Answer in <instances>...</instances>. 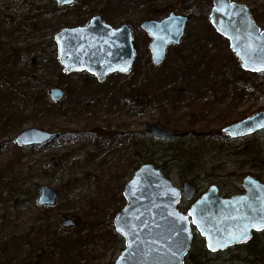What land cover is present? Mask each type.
<instances>
[{
    "label": "rangeland",
    "instance_id": "obj_1",
    "mask_svg": "<svg viewBox=\"0 0 264 264\" xmlns=\"http://www.w3.org/2000/svg\"><path fill=\"white\" fill-rule=\"evenodd\" d=\"M233 1L246 5L257 27L264 31V0ZM53 3L56 4L54 0H0V28L4 27L6 31V35H0V71H4L0 80L1 95L4 96L7 83L14 81L15 87L23 84L19 78L18 81L15 77L10 78L9 73L15 68L29 69L27 65L36 42L40 44L37 49L42 56L52 55L47 48L49 31H33L32 26L28 27L29 18L38 15V21L50 24L63 18L62 21L70 24L63 28H75L86 25L93 15H99L95 12L99 6L96 1L86 3L77 0L59 7V10L52 7ZM47 4L49 7L34 9ZM136 7L126 11L110 7L105 16L100 17L112 28L124 24L131 28L135 50L131 70L136 66L140 74H146L150 64L148 47L151 39L140 25L134 24L147 20L141 19L143 11ZM211 7L212 4L209 7L188 0L178 11L169 12L188 16L189 21L180 45L167 50L159 72L163 76V84L153 89V94L152 90L149 91L152 101L145 107L139 104L132 108L127 104L129 92L122 91V88L127 86L131 72L120 77L119 74H111L105 84L98 87L96 79L86 72H74L60 78L53 63L43 62L39 71L46 70L52 75L47 80L65 91L64 98L58 102L63 104L65 111L67 107L72 111L82 106L91 114L74 116L66 113L68 117L60 128L53 127L52 130L60 133L58 138L46 145L20 147L13 142L20 131L29 128L50 130L39 127L30 118L12 121L9 114L14 104L10 97L1 98L0 95V264H16L14 256L20 258L27 253V243L21 238L24 235L29 237L32 223L41 218L32 219L37 213L33 207L39 188L47 186L56 191L67 181H76V184L62 192V197H57L53 206L56 210L50 221L58 226L63 245L52 249L50 244H45L44 254L47 255H42L37 264H113L119 256L124 242L114 237L107 222L113 221L126 203L118 201L116 184H126L130 178L126 181L125 174L129 171L133 175L138 168L133 171L137 162L130 153L129 138L119 143V150L114 153L95 136L91 127L100 125L102 121V126L113 120L111 125L121 124L123 130L128 128L133 130L131 132L145 134L146 124L156 123L177 135L168 142L152 138L155 141L146 148L154 153V161L162 154H169L161 158L165 165H160L161 160L155 163L173 186L181 189L184 181L195 186V197L189 201L182 199L178 205L183 213L212 185L218 188L220 195L231 196L240 193L236 188L247 175L258 177L264 183V131L240 140L224 139L222 132L227 125L264 110V72L248 73L240 68L228 41L213 33L208 21ZM167 15L151 19L157 21ZM76 22L81 24L77 26ZM12 52L20 54L15 62L8 58ZM182 60L189 64L188 76L192 80L177 70L174 74L175 62ZM60 69L62 71V67ZM149 92L145 88L142 91L143 94ZM101 97L106 100L99 105L95 101L103 99ZM112 100L119 102L117 108ZM94 104L98 107L90 108ZM110 111L112 113L108 115ZM5 121L7 125L2 127ZM168 148L170 150L166 151ZM81 216L87 223L91 222L90 226H62L64 221L75 223ZM191 231L190 251L198 254L204 247V241L194 227ZM10 237L18 248L11 249V245H7L2 251ZM260 240L263 241L264 237ZM41 241L44 242L43 239ZM236 256L234 250H230L211 262L225 264Z\"/></svg>",
    "mask_w": 264,
    "mask_h": 264
},
{
    "label": "water",
    "instance_id": "obj_2",
    "mask_svg": "<svg viewBox=\"0 0 264 264\" xmlns=\"http://www.w3.org/2000/svg\"><path fill=\"white\" fill-rule=\"evenodd\" d=\"M54 1L63 7L77 0ZM188 21V16L169 13L160 20L140 24L152 39L149 53L154 66L164 62L170 46L180 44ZM208 21L228 41L242 70L264 72V31L259 30L246 5L212 0ZM54 43L57 60L65 74L85 71L102 83L110 74H128L132 67L131 28L127 25L112 28L99 15L92 16L82 27L61 29L55 33ZM63 96L59 88L49 91L53 103H58ZM260 131H264V110L223 129V133L233 138L248 137ZM145 132L164 142L177 137L156 123H147ZM58 137L56 132L29 128L16 135L14 144L20 147L46 145ZM242 186L243 194L221 197L217 187L212 185L183 214L177 206L181 197L186 201L194 198L195 187L185 182L181 189L175 188L153 165H141L126 182L122 192L126 204L113 219L115 232L124 240V249L113 264H184L193 236L191 226L210 253L248 243L253 233L264 230V184L246 177ZM56 198L53 189L41 186L36 204L51 207ZM72 225L70 220L62 223L65 228ZM244 233L246 238L238 239Z\"/></svg>",
    "mask_w": 264,
    "mask_h": 264
},
{
    "label": "trees",
    "instance_id": "obj_3",
    "mask_svg": "<svg viewBox=\"0 0 264 264\" xmlns=\"http://www.w3.org/2000/svg\"><path fill=\"white\" fill-rule=\"evenodd\" d=\"M91 1H96L99 5L97 9H95V12L99 15L105 16L106 11L110 7H117L119 10H125L127 8L131 9L135 6L137 8H141V11H143V15L141 17L142 20L144 19H151V18H161L165 15H167L169 12H172V10L178 11L179 7L183 6L188 0H81V2L89 3ZM195 2H200L202 4H205L206 6L211 5L212 0H193ZM52 2V1H51ZM241 2V1H240ZM35 4V3H34ZM54 4V3H53ZM181 5V6H180ZM49 7V4L46 6L38 5L34 9H41V8ZM52 7L56 10H59L60 8L54 4ZM40 18L39 16H35L28 19V27H33V31L39 32L41 30L47 29L49 31V39L47 41V48L51 52L52 55L47 57V55L42 56L41 53L38 51L37 48H39L40 44L36 42L33 45L34 52L32 55V58L29 60V64L27 67L23 69H16L14 71H11L9 73V77L13 78L15 77L18 81V78L20 79L22 85H18V87H15V82L12 81L11 83L6 84V88L4 90V96L1 95V98H11V102L13 105V108L11 110L10 119L12 121L15 120V118H18L19 120L24 118H30L36 125L43 129L53 130L54 128H60V124H63V121L68 116L66 113H73L74 116L82 115L85 113H90L88 111V108L83 110L82 106L81 108H77L74 110H69L68 107L66 108L63 106V104H54L49 101L48 99V92L51 88L55 87L53 81L47 80L49 76H52L51 74H47L46 70L39 71L40 66L43 62H50L53 63L54 69L58 71V77L64 78L65 74L62 73L61 67L58 64V61L56 59V48L53 41L54 34L59 31L64 26H69V23H66L65 21H62L63 18H61L57 22H53L50 24L49 22H40L38 21ZM34 20V23L31 24V21ZM42 23V24H41ZM140 21H136L134 24L138 26ZM80 22H76L75 25H80ZM31 30V29H30ZM12 31V30H11ZM13 32V31H12ZM6 35L5 28H0V35ZM177 48V47H174ZM30 51L32 49L30 48ZM11 53V56L8 57L12 60V62H15V58L18 59V54ZM20 55V54H19ZM5 58V57H3ZM16 65V64H15ZM136 67V66H135ZM133 68L131 70V76L129 78L127 86L122 88V91H128V99L127 104L129 106H132L136 108L139 104L143 107L147 106L152 101V94L154 93L153 89L160 88L163 84V76L159 74L160 69H155L154 67L149 64V67L147 69V72L149 70V73L146 72V74H140L136 68ZM176 70L181 73L184 77L187 76L190 80H192V77L188 76V72L190 70L189 64L185 62V60L182 61H176L175 62V69L174 74L176 73ZM4 71H0V80L2 79ZM113 76V75H112ZM120 77V75L118 76ZM16 81V82H17ZM105 83L98 84V87L103 86ZM10 86L9 88H7ZM160 86V87H159ZM145 89H148V92L152 90V94L149 92V94H143L142 91ZM10 90V91H9ZM121 91V92H122ZM82 92V91H81ZM125 93V92H124ZM99 95V94H98ZM103 99L98 98L95 102H99V105H102L104 103V100H106L105 97H101ZM110 99V97H109ZM108 99V101H109ZM113 99V98H112ZM91 102V101H89ZM107 102V101H106ZM88 103V102H87ZM112 103L114 104L115 108L119 106V102L115 103L112 100ZM97 106L94 104L93 106H90V108L94 109ZM98 107V106H97ZM112 108V107H111ZM111 108L109 110H111ZM68 109V110H67ZM25 113V114H24ZM112 113L110 111L107 113L108 115ZM71 116V115H70ZM9 119V120H10ZM116 118L115 120H117ZM20 123L21 121H17ZM104 121L99 125L96 124L93 127V133L95 136L101 140L107 149H113L114 153L119 150L117 148V145L121 143L124 140H127L129 138V146L131 148V155L132 157H136L135 162H137L136 167L133 168V171L136 170L139 166L143 164H153L156 167L155 162L160 161L161 158L168 157L169 154H162L157 159H153L154 153L149 152V148H146L147 146L151 145L155 140L146 135L145 133H134L129 131L128 128H125L124 130L122 127L120 128V125H111L110 122H113L111 120L109 123L106 124V126H102ZM17 124V123H16ZM7 122L5 121L2 123V127L6 126ZM92 125V124H91ZM18 126V125H17ZM90 127V126H88ZM151 143V144H150ZM170 150L169 148L166 149ZM170 153H172L170 151ZM171 156V155H170ZM160 165H165L166 163H163L162 160L160 161ZM128 171V170H126ZM132 173H129V171L125 174L126 181L131 177ZM119 177V176H118ZM120 178V177H119ZM74 183L76 184V181H67L64 183L62 187H59V189L56 190L58 197H62V192H65L67 188L73 187ZM125 185L124 183L116 184L117 189L119 191V199L121 203L124 202L122 198V190ZM35 193V191H34ZM114 198V197H113ZM15 202V200L13 201ZM15 204H18L15 202ZM34 204V203H33ZM34 209H36V216L32 217V219L41 217L36 219L32 223V227L30 230L32 232L28 235H24L21 238V241L26 242V254L20 255V258H18V255L14 256V262L16 264H37V261L42 257L44 254V248L45 244H50L52 249H55L56 247H59L60 245H63V239H61V233L58 228V226L55 223H50L52 214L54 210V207H45L40 208L34 204ZM40 219V220H39ZM75 225L77 226H90L91 222H88L81 216L77 217L75 220ZM110 230L114 234V237L121 242L122 240L120 237L115 233L112 225V221L107 222ZM30 235L32 236L30 238ZM264 237V233L261 234H255L253 235L252 240L244 245V246H236L232 248L231 250H234L236 260L233 259L229 262H226L225 264H264V242H262L260 239ZM44 240L41 241V240ZM20 239H18L19 242ZM14 239L13 237H10L8 242H6V246H3L1 249L3 251L4 247L7 248V245H11L9 248H18L16 244L13 243ZM33 244V246H32ZM16 246V247H15ZM2 247V246H0ZM39 252V255L36 254ZM230 252L227 251L223 254H212L205 250L204 247L201 248V252L198 254L193 253L192 251H189L187 256L185 257V264H213L211 261H214L215 259H218L220 256L225 255L226 253ZM8 253V251H7ZM13 253V251H12ZM9 254H6V256ZM26 256V257H25ZM203 256V257H201ZM239 256V257H238ZM205 260V261H204Z\"/></svg>",
    "mask_w": 264,
    "mask_h": 264
},
{
    "label": "bare ground",
    "instance_id": "obj_4",
    "mask_svg": "<svg viewBox=\"0 0 264 264\" xmlns=\"http://www.w3.org/2000/svg\"><path fill=\"white\" fill-rule=\"evenodd\" d=\"M58 6V5H57ZM59 7V6H58ZM174 14H176V15H179V14H177V13H174ZM152 19H147V20H144V21H151ZM143 21V22H144ZM213 29V33L215 34V35H217V36H219V37H221V35L220 34H218L217 33V31L214 29V28H212ZM151 39V38H150ZM152 40V39H151ZM151 40H150V42H151ZM134 53H135V50H134ZM166 58V57H165ZM164 63V62H163ZM163 63L162 64H160L159 66H154L152 63H151V61H150V64H151V66L152 67H154L155 69H162L161 68V66L163 65ZM90 75V74H89ZM92 76V75H91ZM248 118V117H247ZM243 121V120H242ZM231 125H233V124H230V125H227L226 127H229V126H231ZM226 127H224V128H226ZM223 128V129H224ZM222 132H223V130H222ZM224 134V139H226V138H232V139H234V140H240V139H244V138H247V137H242V138H233V137H231L230 135H227V134H225V133H223ZM171 141V140H170ZM156 164V163H155ZM144 165V164H143ZM151 165H153V164H151ZM140 167V166H139ZM138 167V168H139ZM246 177H251V178H253V179H255V180H257V181H259L260 183H263V182H261L260 181V179L258 178V177H253V176H250V175H247V176H245V177H243L242 178V180H241V182H240V185H239V187H237L236 189H237V191H239L240 193H236V194H234V195H231V196H236V195H241V194H243L244 192H245V190H244V188H243V186H242V182H243V179L244 178H246ZM185 182H188V181H184L183 183H185ZM183 183H182V185H183ZM191 184V183H190ZM264 184V183H263ZM192 185V184H191ZM195 187V186H194ZM195 190H196V188H195ZM217 190H218V188H217ZM196 192H197V190H196ZM218 193H219V191H218ZM195 201V200H194ZM193 201V202H194ZM261 233H264V230H262V231H260V232H257L256 234H261ZM262 242H264V240L262 241ZM204 248H205V245H204ZM206 250V249H205ZM221 254H223L222 252H221Z\"/></svg>",
    "mask_w": 264,
    "mask_h": 264
},
{
    "label": "snow or ice",
    "instance_id": "obj_5",
    "mask_svg": "<svg viewBox=\"0 0 264 264\" xmlns=\"http://www.w3.org/2000/svg\"><path fill=\"white\" fill-rule=\"evenodd\" d=\"M246 233H244V234H242V236L241 237H238V239H242V238H246Z\"/></svg>",
    "mask_w": 264,
    "mask_h": 264
}]
</instances>
